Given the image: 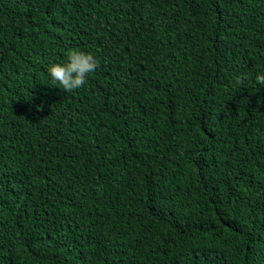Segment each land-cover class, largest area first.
I'll use <instances>...</instances> for the list:
<instances>
[{
	"label": "trees",
	"instance_id": "16d2710c",
	"mask_svg": "<svg viewBox=\"0 0 264 264\" xmlns=\"http://www.w3.org/2000/svg\"><path fill=\"white\" fill-rule=\"evenodd\" d=\"M262 70L264 0H0V264H264Z\"/></svg>",
	"mask_w": 264,
	"mask_h": 264
},
{
	"label": "clouds",
	"instance_id": "9594fccd",
	"mask_svg": "<svg viewBox=\"0 0 264 264\" xmlns=\"http://www.w3.org/2000/svg\"><path fill=\"white\" fill-rule=\"evenodd\" d=\"M64 62H53L47 72L54 83H58L65 91L81 88L90 74L98 67V59L88 51L75 49L68 54ZM256 80L264 85V70L258 71Z\"/></svg>",
	"mask_w": 264,
	"mask_h": 264
}]
</instances>
